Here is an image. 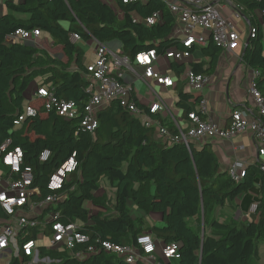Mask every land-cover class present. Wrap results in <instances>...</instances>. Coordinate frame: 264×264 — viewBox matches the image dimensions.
Segmentation results:
<instances>
[{"label": "trees", "instance_id": "trees-1", "mask_svg": "<svg viewBox=\"0 0 264 264\" xmlns=\"http://www.w3.org/2000/svg\"><path fill=\"white\" fill-rule=\"evenodd\" d=\"M226 1L242 8L243 16L256 30L242 60L248 68L260 72L256 85L264 97V14L260 18L257 14L264 11V0ZM4 4L6 15L0 18V140L10 139L13 148L20 147L24 152V167H31L34 172L31 188L40 190V196L33 197L34 202L53 195L58 198L39 220L58 212L63 224L81 225L91 237L89 245L101 240L136 247L138 236L146 233L163 245H179L176 260H166L159 252L157 264H260V246H264V173L258 163L245 171L241 181H236L229 171H221L210 144L199 147L194 142L188 147L170 143L156 129L145 128L119 102L111 103L98 114L100 126L94 134L82 128L79 117L68 121L45 111L27 118L21 126L14 125L25 111L28 90L35 83L36 88L54 89L59 99L76 103L80 110L86 105L87 69L83 64L85 51L79 42L118 41L123 54L132 61L138 54L153 50L160 56L172 49L187 50L173 38L178 21L166 2L124 4L116 0L115 7L106 0H4ZM118 11L124 15L123 21L118 19ZM13 13L26 14L27 22L14 19ZM155 13L161 15V21L148 26L146 19ZM18 29L48 34L66 61L34 45L7 43V36ZM74 33L80 36L76 43L71 41ZM207 41V47L200 49L209 57V63L171 64L178 79L188 68L197 75L215 72L223 50L211 37ZM196 49L194 46L189 50L193 54ZM179 86L177 106L188 120L189 113L198 111L200 99H193L182 83ZM164 126L177 134L175 128ZM45 150H50L52 156L41 163L39 157ZM73 154L78 170L61 190L50 191V176ZM103 184L115 190L112 205L106 192L96 196ZM256 185L260 200L252 221H222L220 212L227 202L256 193ZM89 201L109 206L111 214L91 215L85 207ZM133 209L145 215L135 216ZM153 212L161 215V226L145 224V217ZM0 216H4L1 210ZM40 232L49 238L51 229H33L30 237L36 240ZM87 247L88 244L75 252ZM39 250L41 257L53 258L50 264H129L105 251L78 260L67 250ZM30 261L21 253L9 264Z\"/></svg>", "mask_w": 264, "mask_h": 264}, {"label": "built area", "instance_id": "built-area-1", "mask_svg": "<svg viewBox=\"0 0 264 264\" xmlns=\"http://www.w3.org/2000/svg\"><path fill=\"white\" fill-rule=\"evenodd\" d=\"M124 4L140 2L142 0H120ZM170 12L177 18V27L173 32L175 38L187 50L172 49L159 55L156 51L138 54L132 61L125 56L122 49L112 52L106 44L92 39L96 44L95 59L86 64V79L88 85L85 89L89 95L86 105L79 109L76 103L67 102L56 96L54 89L44 87L36 88L28 99L25 111L18 115L14 121L15 126H21L30 117H36L42 111L55 113L65 120L81 119L82 128L94 134L99 128L98 114L113 102H119L131 115L139 119L147 129H156L160 136L170 143H183L190 146L196 142L202 147L208 140H231L236 135L251 131L259 143L257 147L260 170L264 173V97L257 89L256 80L260 76L257 70L252 71L253 82L249 93L257 109V117L251 118L243 112L234 110L230 113V124L220 127L210 116L209 104L202 98L198 111L189 113V125L183 128L181 119L175 118L173 110L169 108L161 95L154 90L149 81L156 82L164 89L176 87L178 76L171 69V64H185L189 66L193 55L189 49L194 46L207 47L208 38L224 52L234 53L238 48L240 33L237 27L222 14L223 5L228 6L235 19L243 18L242 8L226 0H164ZM259 17L264 11L257 13ZM161 21V15L155 13L146 19L148 26H154ZM256 30L250 28V37H255ZM41 35L39 30L28 31L18 29L6 38L9 44L28 43L33 38ZM80 40L78 34L71 35V41ZM125 76L132 79L128 82ZM187 88L194 94L200 93L209 85L210 77L197 75L191 69L181 75ZM141 82L150 89L158 98L149 104L141 102L140 93L136 91V83ZM139 101V103L136 101ZM172 121L177 134L170 133L165 120ZM52 156L50 150L40 154L39 161L47 162ZM0 162L5 169L0 174V195L5 199L0 200V259L13 255L12 245L18 246L16 256L31 259L27 264H49L46 257L40 255L37 239L30 237V231L41 227H50L49 250H67L74 253L78 260H85L102 251L117 255L129 264L145 261L157 264L156 241L151 233L141 234L136 240V247L117 245L108 241L97 240L95 245H89L90 235L83 232L78 223L63 224L59 221L58 212L49 213L44 221L39 220L44 211L57 201V196L48 197L42 202H34V196H40L38 188H31L34 182V172L31 167H24V152L20 147H12L10 139L0 140ZM67 165V167H66ZM241 163H235L229 170L230 176L236 181H241L245 176V169ZM78 170L76 155L73 154L62 166L50 176L48 189L52 192L63 188L64 183L70 179L71 174ZM258 204H253L250 212L257 211ZM32 213L34 216L29 217ZM88 244L87 249L76 251ZM179 245L177 243L163 245L161 254L166 260L178 258Z\"/></svg>", "mask_w": 264, "mask_h": 264}, {"label": "crops", "instance_id": "crops-1", "mask_svg": "<svg viewBox=\"0 0 264 264\" xmlns=\"http://www.w3.org/2000/svg\"><path fill=\"white\" fill-rule=\"evenodd\" d=\"M106 1L109 2L112 6H116V0ZM147 1L148 0H142V2ZM222 14L226 19H229L237 27L240 33L239 45L234 53L223 51L219 58V62L215 72L212 75H208L210 77L209 85L206 86L202 92L192 94V92L187 88L185 80L181 78L182 76L178 79L176 87L172 89H164L160 87L156 82L149 81V84L161 95V97H167H162V99L164 100L166 105L173 110L175 118L181 119L183 128H186L189 125V121L184 118L183 110L177 106L179 102L178 90L181 87L179 86L180 83H182L184 90H187L193 99L199 98L201 100L202 98H204L207 100L210 109L209 117L222 128L227 127L230 124V113L234 110L243 112L244 114L249 115V117L251 118L257 117V109L249 93L250 87L253 82L252 71L254 70L248 68L242 60L243 52L247 47L246 43L250 38V22L248 23L244 17L241 19H235L232 15L231 9L225 4L223 5ZM4 15H6L4 0H0V18ZM12 17L21 22H27L28 20V16L26 14L13 13ZM91 43L92 42L88 44ZM27 44L30 46L34 45L38 49L47 51L48 53L55 57H58L59 59L60 56L63 57V53L60 47L55 45V42L46 33L42 32L39 37L33 38ZM200 48L201 47H197V49L193 52L191 62H204L208 64L210 59L209 57L205 56ZM94 50V48L91 50V54L88 57L85 53L83 64L86 65L94 61ZM57 51H60V53H56ZM36 87V83L32 85L29 95H32L34 93ZM139 93L142 103L149 104L150 102L155 101V98L152 101L153 98L150 99L147 96L143 95L141 92ZM141 95H143V97ZM30 97L31 96H29L28 99ZM169 98L173 100L171 105L167 103V100H165ZM165 124L174 128L172 121L169 119L165 120ZM206 144H210L212 149L214 150L219 160L220 169L222 172L229 171L230 168L237 162L241 163L243 165L242 168L245 170L257 163V147H259V143L255 138V135L251 131H246L244 133L238 134L231 140H208ZM255 189L256 193H248L247 195L237 198L234 202H227L226 207L220 212L221 216L223 217L221 218V220L234 221L237 223L246 222V220L249 219V215H252V213L250 212L251 206L253 204H257V201L260 200V195H258L259 185H256ZM102 190L103 188H101V191L96 194L97 197H101L103 195L104 192ZM88 207H90V205H88ZM224 213H226L227 215L226 218L224 216ZM145 218H153V215L150 214ZM154 219H156V226L160 225L157 224L158 218L154 216ZM155 241L157 242V253H159L161 252L162 244L160 240L155 239Z\"/></svg>", "mask_w": 264, "mask_h": 264}, {"label": "rangeland", "instance_id": "rangeland-1", "mask_svg": "<svg viewBox=\"0 0 264 264\" xmlns=\"http://www.w3.org/2000/svg\"><path fill=\"white\" fill-rule=\"evenodd\" d=\"M118 19L120 21H123L124 19V15L123 13L120 11L118 12ZM80 47L83 48V50L85 51L86 53V56L88 57L90 54H91V50L94 48H96V44L94 43H91V44H88L86 42H80L79 43ZM106 48L112 52H118L119 50L122 49V45L120 42L118 41H112L110 43H106ZM56 53H60V51H57ZM60 59L66 61V58L63 56H60ZM198 60V59H197ZM125 79L130 82L132 81L131 78L125 76ZM32 87V86H31ZM31 87L29 88L28 90V93H27V98L31 95H29V92L31 90ZM136 91L139 93L141 92L143 95L147 96L148 98H153L152 101L155 99H157L158 97L150 90V89H147L145 85H143L141 82H137L136 84ZM193 94V93H192ZM143 95H141L143 97ZM175 95V94H174ZM153 96V97H152ZM163 97V96H162ZM163 98H167V97H163ZM167 100V103L168 104H172V101L171 98L169 99H165ZM5 169L2 167L1 165V162H0V174L3 173ZM102 188H103V192H106L107 195H108V200H109V203L112 205L113 201H114V197H115V190L112 188H109L107 186H105V184L102 185ZM88 205H90V207H88ZM85 207L88 209V211L90 213H92L91 215H100V214H103V215H109L111 214L110 213V210L111 208L105 204H98V202L96 201H89L88 203L85 204ZM132 213L135 215V216H140L142 215V211H138L136 209H133L132 210ZM144 214V213H143ZM151 215H153V218H150V219H147L145 218V224H152V226H155L156 225V219H154V216L158 218L157 220V224H160L158 226H161V220H162V217L159 213H151ZM29 217H33L34 215L32 213L28 214ZM224 216L225 218L227 217L226 213H224ZM252 221V215H249V219L246 220V222L244 223H247V222H251ZM239 222H242V221H239ZM243 223V222H242ZM240 224V223H239ZM50 240L49 238L45 237L42 232H40V234H38V238H37V244H38V248H42V247H48L50 245ZM161 247V246H160ZM12 249H13V255L12 257H9V258H2L0 259V264H9L12 260V258H14L16 256V253H17V250H18V246L16 245H12ZM161 250H162V247H161ZM260 255H261V262L260 264H264V246H260ZM44 258V257H43ZM46 263H52L53 262V258H51L50 256H47L46 257ZM55 261V260H54Z\"/></svg>", "mask_w": 264, "mask_h": 264}, {"label": "water", "instance_id": "water-1", "mask_svg": "<svg viewBox=\"0 0 264 264\" xmlns=\"http://www.w3.org/2000/svg\"><path fill=\"white\" fill-rule=\"evenodd\" d=\"M246 20H247V22L249 23V20L245 17V16H243ZM249 25H250V23H249ZM250 28H251V26H250ZM249 41H250V38L248 39V41H247V45L246 46H248V44H249Z\"/></svg>", "mask_w": 264, "mask_h": 264}, {"label": "snow or ice", "instance_id": "snow-or-ice-1", "mask_svg": "<svg viewBox=\"0 0 264 264\" xmlns=\"http://www.w3.org/2000/svg\"><path fill=\"white\" fill-rule=\"evenodd\" d=\"M66 167H67V165H66ZM2 199H5V197L0 195V200H2Z\"/></svg>", "mask_w": 264, "mask_h": 264}]
</instances>
